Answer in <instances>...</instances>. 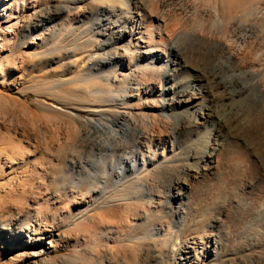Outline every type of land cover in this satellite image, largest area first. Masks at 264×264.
Segmentation results:
<instances>
[{
  "label": "rangeland",
  "instance_id": "374dc122",
  "mask_svg": "<svg viewBox=\"0 0 264 264\" xmlns=\"http://www.w3.org/2000/svg\"><path fill=\"white\" fill-rule=\"evenodd\" d=\"M92 1L87 0L84 5L88 6ZM256 1L259 2L256 3ZM253 2L255 6L258 5L255 7ZM68 3V0H26L21 14V24L17 29L14 28L16 30L14 34L24 37L36 25L39 27V31L34 29L33 34L30 33L27 38L8 40L5 43L3 52L0 53V151L5 150L8 154L14 150L15 153H20L28 158L26 166L7 167L6 171H0V188L6 190L9 189L10 182L15 186L21 182L22 186L30 191L26 194L27 200H24L18 194H16V198L9 200H6L4 196L1 197H4L3 199L0 198V218L9 219V227L4 230L0 229V264H98V262L110 264L108 260L103 258V253L94 252L89 254L85 251L84 246L80 248L84 260H80L77 257L76 235L74 232H68L67 228H63L62 233L66 236L62 242L59 241L57 233L50 240L29 247L18 245L12 239L17 233L34 224V217L37 216L33 212L35 210L50 216L61 206L65 207L64 209L68 207L70 210H75L86 204L82 207L84 209L87 208V204H91L90 201L102 200L101 191L91 193L90 181H82L81 177H76L72 172L76 171L78 173L79 167L88 173L92 170L93 161L107 162L110 160V148L102 145L96 146L95 150L89 149L90 142H88V148L81 151L79 149L78 153L76 152V155H74L76 157H74V162L78 166L76 165L69 174L65 173L70 168L69 161L71 160V158L67 159L66 155L70 149L79 144L77 137L72 135L73 121L65 116L45 113L41 110L45 104L53 106L60 100L66 99L72 102L77 97L90 100L86 97L87 94L100 86L108 89L112 88L102 80L105 71H107L106 66H104L106 65L105 62L104 65L102 64L101 69L97 70V67H99L97 64H99L98 61H100V55L103 51L100 46H97L100 44L85 43V38L91 31L90 23L94 21L89 19L86 26L83 27L86 34L81 35V39H76L74 36L68 37L67 32H59L60 29L57 25L62 19L58 14L53 13L52 17L47 18V14L51 10ZM143 3L146 4V0ZM250 3H253L250 7L255 8L241 7L242 9H237L234 12L235 15L232 14L235 16L232 19L234 21H230L228 36L222 37V41L235 56V60L240 66L238 70L252 71L255 68V71L252 72L259 74L264 72V68L259 69L260 64H264V60L260 59L261 62L257 61V63L255 60L250 59L251 56H248L247 50H244L243 46H245V42L249 43L252 38L251 42L254 45L256 44L255 48L261 49L264 54V30H262L264 29V0H251ZM35 4V9H33ZM174 6L180 9L178 11L181 14L169 20V31L171 30L169 34L175 36L174 48L185 55L184 61L187 67L186 71L184 70L178 74L177 79L180 82L183 81V83H187L192 79L191 77L206 80L207 76L197 72L195 68L196 56L200 51L197 37L200 35L215 39V36L220 37V34L215 29L211 31L208 26H206L207 28H200L199 25L201 23L207 24L213 18L216 7L221 8L220 12L224 19H227L230 15L229 10L225 9L224 11V6L219 0H174ZM89 8L91 10V7ZM245 8H247V14L244 13L243 9ZM89 10L88 14L91 12ZM248 16L249 19H247ZM10 17L12 19L9 18L8 20L15 18ZM0 24L1 28L2 25L5 26L8 23L2 21ZM243 35L245 36L243 37ZM61 36L63 37L61 38ZM37 37H42V40ZM34 39L38 45L33 44ZM240 43H243V46ZM112 48L123 52V47L120 45H115ZM261 50L260 53L262 54ZM159 51V55L162 53L163 59L166 60L169 51L167 53L165 50ZM89 55L93 57L89 58ZM263 56L262 59H264ZM244 58H246V61ZM97 59L99 60L96 61ZM241 61L242 64H240ZM138 69L134 67L133 70ZM117 76L120 79L122 78L120 72L117 73ZM85 79L89 81L88 84L81 82ZM69 80L75 81V83L61 84V82H69ZM160 87L157 81L144 79L142 103L146 106L140 110L142 112L139 114L140 123L143 124L144 122V126L148 124L147 121L151 119L150 116L158 114L160 101L164 98L160 93ZM210 96L211 94L208 93V98H211ZM222 99V96L219 97L217 102L218 109H220L219 113L221 112L219 119L213 118L210 124L201 127L198 131V137L194 136L192 138L190 149L187 148L182 136L178 137L175 131L172 130L175 124L174 121L163 122L156 128L160 133H155L154 138L160 148L158 158L153 163L152 169L157 168L156 182L161 192L160 201H168L170 193L175 191L172 184L178 172H188L189 169L202 168L206 165L205 170L195 174L194 177H190L183 202H181V199H177L176 202L172 201L168 204L165 202L159 203L156 209L148 211L144 203L142 207L140 206L141 208L132 204L127 207L120 206L118 196H114L108 199L116 202L105 209L107 212L106 221L116 227L125 226L128 223L133 227L132 236H139L138 234L143 236L146 234L147 228L153 226L158 229L164 227V230H168L171 236H176V242H183L192 237L206 236L222 243L229 264L242 262L258 264L264 259V233L261 228H256L253 225V216L255 214L254 209L260 202L264 201V154L259 164L255 156V136L251 137V135L244 134L248 126L246 121L249 119L246 118V120L243 117V120L239 119L240 123L235 115V110L230 107L232 103L229 100ZM95 103L101 105L99 101H95ZM107 104L113 105L110 102ZM257 107L255 112L260 110L258 112L261 115V120H263L264 107L261 108V105ZM143 113L148 114L146 115L148 117L143 116L145 115ZM82 115L85 116V114ZM213 121H215L214 125ZM261 123L264 124V120ZM115 125L116 128H119L118 124L115 123ZM220 125L222 127H219ZM216 129H219L218 132H215ZM248 130L247 128L246 131ZM263 132L264 126L262 127ZM174 139L178 140V147L176 148H172L171 145V141ZM215 140L218 143L220 142V146L215 152L213 161L207 162L202 157V151H211ZM132 142L127 140L123 143L122 148L116 149L115 155L129 157L132 151L138 154L137 150L132 147ZM126 170L130 173L129 171L132 169L126 168ZM46 172L47 174H45ZM110 173L108 170V174ZM65 174H68L69 178L62 181L60 178ZM73 177H76V181H72ZM106 178L110 182L107 176ZM104 184L105 182L101 181L98 190L102 186L105 188ZM108 186L107 188H109ZM107 188L104 189L105 192L108 190ZM36 189L41 191H39L41 195ZM71 191H82L85 196L83 195V198L79 196L76 202L74 200L75 196L70 195ZM36 192L39 195H35ZM4 201H11L12 203L4 204ZM58 203H61V205ZM179 208H183V211H186L185 214L178 212ZM30 210V213L27 212ZM17 213L21 214H18L17 217ZM181 216L184 219H181ZM43 228H46V226ZM183 229L184 231H181ZM256 237L258 241L255 239ZM151 240L163 245L162 238L156 237L148 241ZM50 241H53L54 247L52 248L50 247ZM159 248L149 253L141 250L135 251L136 260L141 257L145 259L152 255L153 260L151 259L149 264L161 263L162 255H160L161 248L160 250ZM114 259L115 261L112 262L114 264L115 262L133 264L126 258L125 252L114 256ZM163 264L169 263L166 260Z\"/></svg>",
  "mask_w": 264,
  "mask_h": 264
},
{
  "label": "bare ground",
  "instance_id": "6f19581e",
  "mask_svg": "<svg viewBox=\"0 0 264 264\" xmlns=\"http://www.w3.org/2000/svg\"><path fill=\"white\" fill-rule=\"evenodd\" d=\"M25 1L0 0V23L2 21L8 23L5 26L2 25L0 28V53L3 52L5 43L8 40L11 39L13 41L24 37L27 38L30 33L33 34L32 31H35L34 29L39 31V27L36 25L24 37H19L18 34H14L16 31L14 28L17 29L21 24L20 19ZM85 1L87 0H68V4L59 5L53 10L49 9L51 12L47 14V18L52 17L53 13L58 14L62 19L57 25L60 29L59 32H67L68 37L71 38L74 36L76 39H81L80 36L86 34L83 27L86 26L88 20L94 21L90 23L91 31L86 36L85 43L100 44L97 46H100L103 51L100 55V61H98L99 59L96 60L99 63L97 64L99 66L97 70H100L102 64L105 62L106 65H103L106 66L107 71H105L106 73L102 80L107 82V85H110L112 88L108 89L100 86L97 89L90 90L91 92L87 94L86 97L90 100L78 97L72 102L66 99L60 100L53 106L45 104L41 110L45 113L65 116L73 121L72 135L77 137L79 144L70 149L66 155L67 159L71 158V160L69 161L70 168L65 173L69 174L77 165L74 162V155H76V152L78 153L79 149L80 151L85 150L89 146V149L92 148L95 150L96 146L102 145L110 148V160L107 162L93 161L92 170L88 173L79 167L78 173L76 171H74L75 173L72 172L76 177H81L82 181H90L91 193L94 194L101 191L102 200L90 201L89 203L91 204H87V208L84 209L82 207L86 204H83V206L75 210H70L68 207H66V210L64 209L65 207L61 206L50 216L46 213H39V210H35L33 212L37 216L34 217V224L22 231L19 230L20 232L13 236L12 239L18 245L29 247L30 245H38L50 240L57 233L59 241L62 242L66 236L62 233L63 228H67L68 232H74L76 235L77 257L80 260H84L81 254L82 250L80 249L81 246H84L85 251L89 254L94 252L103 253V258L108 260L110 264H114L112 263L115 261L114 256L123 254L124 252L126 253V258L133 262V264H149L153 258L152 255L145 259L141 257L139 260H136L135 251L141 250L149 253L154 252L156 248L160 247L161 250L160 248L159 250L161 252H159L161 254H159L162 257L161 263L159 264H163L166 260L169 264H229L220 241L201 236L192 237L183 242H176V236H171L168 230H164V227L158 229L156 226L147 228L146 234L143 236L140 234H138L139 236H132L133 227L128 225V223L125 226L118 227L110 225L106 221L107 212L105 209L111 207L110 205L116 202L108 200L114 196H118L120 206L127 207L132 204L142 207L145 204L148 211L156 209L159 203L165 202L168 204L172 201L176 202L177 199H181V202H183L188 190L190 177H194L195 174H199L200 171L205 170L206 165L202 168L189 169L188 172H178L174 177L173 184L171 183L175 191L170 193L168 201H160L161 192L156 182L157 168L152 169L153 163L158 158V150L160 148L154 138L155 133H160L156 128L163 122L169 123L170 121H174L175 124L172 130L175 131L178 137L182 136L187 148L190 149L192 145L191 140L194 136L198 137V131H200L201 127L205 124H210L213 118L219 119L221 112L219 113L220 109H218L217 102L221 96L223 99L229 100L232 103L230 107L235 110V115L238 117L235 118L238 121L239 119H249L248 121H246L247 119L244 120L248 125L245 129L246 133L244 134L251 135V137L255 136V156L259 164L261 163V157L264 154V132L262 133L264 124L261 122L264 119L261 120V115L258 112L260 110L256 112L255 110L258 108V105H261V108L264 107H262L264 105V72L259 74L257 72L253 73L252 71H255V68L253 70L251 68L252 71L249 69V71L238 70L240 66L237 64L235 56L222 41V37L228 36L230 21L235 17L232 14L237 9L240 10L241 7H250L254 2L250 3L251 0H219L222 6L225 7H223V10H229L230 15H227L228 17L226 16L227 19L222 17L220 12L221 8L216 7L213 18L207 24H198L200 28L208 26V29L211 31L215 29L220 34V37L216 35L215 39L200 35L197 37L200 51L196 56L195 68L197 72L207 76V78L206 80L199 78L201 79L199 80L196 77H191L192 79L187 83H183L177 77L180 72L186 71L185 55L174 48L175 36L173 37L169 34L171 31H169V20L181 14L178 11L180 9L176 8V5L174 6V0H148V2L146 0V4L143 3L145 0H93L88 6L84 5ZM253 5L255 6V3ZM35 6L36 4L33 5V9H35ZM89 7H91V10H89ZM246 9H243L245 11L244 13L247 12ZM88 10L91 11L89 14L87 13ZM250 13L248 14L249 16L251 15ZM10 16L15 18L8 20L11 18ZM249 16L245 18L249 19ZM202 22L204 21L202 20ZM37 38L42 40V37ZM65 38L67 37L65 36ZM251 39L249 43H244L245 46H243V43L240 44L244 50H247L248 56H251L250 59L256 62L260 61V59L264 60L261 58L264 55L262 50L256 49V44L254 45ZM33 44L38 45L35 39ZM115 45L122 46L123 52L118 49L113 50L112 47ZM159 50H165L166 53L169 51V55H166L168 56L166 60L163 59L162 53L159 55ZM88 57L93 56L89 55ZM244 60L246 61V58ZM240 64H242V61ZM260 65L262 66H259L261 70V68H264V64ZM134 67L139 69L133 70ZM118 72L121 74V79L117 76ZM144 79L157 81L161 86L160 93L164 97L160 101L158 114L150 116L151 119L148 121L145 119L148 122V124L145 122L147 124L146 126L143 125L144 122L141 124L139 119V114L142 112L140 110L146 106L142 103V99L144 98L142 91ZM81 82L83 84L89 83L86 79L81 80ZM74 83L75 81L70 80L69 82H61L62 85ZM83 90L85 89L83 88ZM208 93L211 94V98H208ZM95 101H99L101 105L96 104ZM108 102L113 103V105L107 104ZM228 104L227 106H229ZM82 114H85L86 118ZM146 115L148 114L143 116L147 118L148 116ZM115 123L119 125V128H116ZM214 123L215 121H213V125ZM219 127L222 126L220 125ZM247 128L249 129L248 131H246ZM216 130L215 132H218L219 129ZM127 140L133 141L131 145L134 150H137L138 154L132 151L129 157L116 156V149L122 148L123 143ZM177 142L178 140L175 139L171 141L172 148L178 147ZM87 143L89 144L88 146ZM219 143L215 140L214 147L211 148V151H202V157L207 162L213 161L215 152L220 146ZM26 163H28V158L20 153H15L14 150L8 154H6L5 150L0 151V171H6L7 167L26 166ZM126 168L132 169L129 171L130 173H128ZM108 170L111 172L110 174H108ZM68 174H65L60 179L66 181L69 178ZM76 177H73L72 181H76ZM101 181L105 182V188L109 185L106 192L104 191V186L98 190ZM9 185V189L1 190L0 188V198L4 196L6 200H9L14 197L16 198V194H18L24 200L28 199L26 194L30 191H27L21 182L16 186L11 182ZM64 186L66 187V184ZM39 193L36 192L35 195H39ZM70 195L75 196L74 200L77 202V198L79 196L83 198L82 196L84 194L82 191H71ZM5 203L12 202L4 201ZM58 204L61 205V203ZM27 212L30 213L31 210ZM178 212L185 214L186 211H183V208H179ZM254 213L253 225L256 228H261L264 233V201L257 205ZM181 219L184 218L182 217ZM8 221L9 219L0 220L1 230L9 227ZM45 226L46 228H43ZM181 231H184V229ZM156 237L163 239V245L158 244L159 242L157 243L156 241H148ZM255 239L257 240V237ZM50 247H54L53 241H50ZM98 264L104 263L98 262ZM115 264L120 263L115 262ZM238 264L247 263L242 262ZM258 264H264V259Z\"/></svg>",
  "mask_w": 264,
  "mask_h": 264
}]
</instances>
